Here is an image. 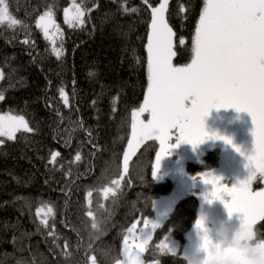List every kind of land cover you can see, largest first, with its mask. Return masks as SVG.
<instances>
[{
  "label": "trees",
  "instance_id": "trees-1",
  "mask_svg": "<svg viewBox=\"0 0 264 264\" xmlns=\"http://www.w3.org/2000/svg\"><path fill=\"white\" fill-rule=\"evenodd\" d=\"M158 2L150 0L153 6ZM7 3L10 14L27 28L0 25V70L5 73L0 81L5 94L0 114L11 110L24 115L35 131L19 132L16 140L0 146V264H87L88 255H95L97 264H113L114 258L121 257V243L131 224L139 219L137 227H142L145 219L154 216V201L174 189L170 179L155 182L151 177L158 147L155 140L144 141L129 160L128 172L122 170L131 112L143 102L147 86L150 9L142 0H85L90 9L85 24L69 27L63 10L71 7V0ZM180 3L191 5L187 19L176 14ZM122 4L139 11L125 13ZM49 6L63 33L61 60L51 54V42L35 27ZM201 7L202 0H170V25L186 41L174 64L190 62L191 36ZM25 38L32 43H22ZM54 39L59 46L60 37ZM60 87L68 94L67 107L59 96ZM55 151L61 155L56 165H50V153ZM221 160L216 144L186 168L195 179L216 170ZM113 179H120L118 190ZM231 181L230 177L222 179L229 187ZM260 181L258 176L254 190L262 187ZM105 188L115 190L116 195L109 193L105 198ZM197 194V189H189L154 231L142 254L145 263L186 264L179 253L174 256L158 244L167 237L179 246L185 243L186 231L198 217ZM42 202L54 207L49 224L58 240L38 227L35 209ZM89 209L100 231L91 228V218L86 216ZM255 227L264 238V221ZM65 240L68 255L62 251Z\"/></svg>",
  "mask_w": 264,
  "mask_h": 264
},
{
  "label": "snow or ice",
  "instance_id": "snow-or-ice-1",
  "mask_svg": "<svg viewBox=\"0 0 264 264\" xmlns=\"http://www.w3.org/2000/svg\"><path fill=\"white\" fill-rule=\"evenodd\" d=\"M142 2L150 9L146 44L147 86L142 105L131 112V138L128 150L124 152V173L128 172L130 156L146 140L159 142L151 170L154 180L158 177L161 161L171 154L173 148L188 144L195 150L208 140H222L232 145L247 161V178L231 187L221 182L223 177L212 172L200 173L195 179L204 185H211V191L204 196L207 203L219 200L230 217L234 213L240 215L244 227L256 226L258 221H264V189L254 190L252 187L258 176L264 179V0H202L191 36L190 62L182 65L173 63L186 41L183 36L178 37L170 25V0H159L157 6H153L150 0ZM121 8L125 13L139 11L136 7L128 9L123 4ZM89 12L85 0H71V7L63 10L64 23L69 27L83 26ZM176 14L182 20L187 19L191 14V5L180 3ZM5 24L10 29L18 25L27 28L21 20L10 14L7 0H0V25ZM35 27L46 41L51 42V54L61 60L64 56L63 33L56 23L51 6L39 15ZM57 35L61 39L59 46H56L54 39ZM22 43L30 45L32 41L25 38ZM4 79L5 73L0 70V81ZM58 92L67 107L68 94L63 87ZM4 100V91L0 90V102ZM221 108L235 109L251 117L253 147L249 154L234 145L231 138L210 134L206 130L205 118L213 109L219 111ZM145 113L150 116L147 122L141 119ZM34 131L24 115L14 114L11 110L0 114V137L5 138L0 139V146L6 140H16L19 132ZM173 140L176 141L174 144L171 143ZM60 155L58 151L51 152L48 163L56 165ZM80 159L77 153L75 160ZM111 183L119 189L120 179H113ZM103 192L105 198L109 193L116 195V191L111 188H105ZM87 196L90 198L92 191ZM54 215L55 210L50 203L42 202L35 209L38 227L47 229V235L58 240L54 226L49 224L50 220H54ZM86 216L91 218V228L100 231L99 222L91 209L86 212ZM139 223L137 219L127 229L128 234L123 238L122 259L114 258L113 264H144L142 254L153 237L151 230H144L148 229L149 221L145 219L144 229L137 233ZM158 226L159 222H152V229ZM194 226L202 228V219H197ZM130 236L133 240L131 245ZM137 239L139 243H135ZM88 247L91 248V245ZM158 247L165 248L174 256L178 254L177 249L168 243ZM202 247L209 256L212 255L207 236L203 238ZM68 249L69 243L65 240L62 249L65 255L69 254ZM182 258L186 261L187 254ZM17 264L26 262L17 261ZM87 264H97V257L88 255Z\"/></svg>",
  "mask_w": 264,
  "mask_h": 264
},
{
  "label": "rangeland",
  "instance_id": "rangeland-1",
  "mask_svg": "<svg viewBox=\"0 0 264 264\" xmlns=\"http://www.w3.org/2000/svg\"><path fill=\"white\" fill-rule=\"evenodd\" d=\"M63 17H64V15H63ZM142 103H141V105H142ZM138 108H136V109H138ZM136 109H134V110H136ZM213 112H214V109L210 112L209 116L205 118V127H206V130L210 134H215L214 133L215 121L213 118L214 117ZM244 115L246 117V121L250 122L251 126H252L251 117L247 113H244ZM149 118H150V116L148 113L143 114V116L141 117V119L145 120V122H147V120ZM244 125L246 126L247 124L245 123ZM251 129L252 128H249V130L247 132L251 133ZM130 138H131V122H130V134H129L128 141ZM0 139H5V138L0 137ZM128 141H127L126 147L124 149V152H126L128 150L127 149ZM175 142H176L175 140L171 141V143H173V144ZM157 143H158V147H157V151H158L159 150V142L157 141ZM216 144H217V140H208L204 144L199 145L195 150H193L191 145L181 144L178 148H173L171 151V154L169 156H166L161 161V168H160V171L158 173V177L154 181L160 182V181H164L165 179H170L174 183V189L171 192L157 198L154 201V203H153L155 206V207H153L154 216L152 218L147 219L149 221L148 229H144V224H143L142 227H137V233L139 232V230L144 229V230H151L152 235H153L154 231L159 226H161L163 224V222L167 218L168 214L173 209L174 205L178 202L179 199L183 198L186 195V193L188 192L189 189H197L198 190L197 197L199 200V207H198L197 214H198V217L201 214L206 215L208 217V223H209L210 227H215L220 222L230 223L233 226H238L239 220H240V215L234 213L231 220H229L227 210L225 209L224 205L219 200H216V201L212 202L211 205H209V203H207V201L204 199V196L207 192L211 191V185H204L200 180L194 179L189 174V172L187 171V168H186V164L188 162L200 161L204 152L207 149H209L211 146L216 145ZM238 147H240V149H241L244 147H248V145H246V144L245 145H238ZM222 151H223V154H222L221 164L219 165V167L216 170H211L208 172H212L216 176L223 177V179L230 177L232 180L231 181L232 186L234 184H237L238 181L245 180L247 178V176L249 175V170L245 167V165L247 164V161L244 159V157L242 155H240L239 153H237L236 151H234L236 153L235 156L230 158L232 155L231 151H228L225 148L222 149ZM124 152H123V156H122V170L123 171H124ZM242 152H244L245 154H249L251 151H242ZM132 156H130L129 160L132 158ZM233 159H235L234 167L237 170V172H232V170L230 169L231 168L230 164L233 161ZM154 161H155V157H154ZM154 161H153V163H154ZM241 174H243V179L240 178ZM233 182H234V184H233ZM260 182L262 184V187L257 188L256 190L264 189V179L261 178ZM225 199H228V198L225 197ZM198 217H197V219H198ZM152 222H159V226L155 229H152ZM194 225H195V223L192 225L191 228H189V230L186 231V234H185L186 235L185 236L186 241L182 246H179L171 238H170L171 240L168 239V237L165 238L164 240L160 241L158 246L163 245L165 243H168L170 247H174L177 249V251L181 257L184 254H187V255L192 254V252L194 251L195 245L197 243V235L194 231ZM127 234L128 233L126 231L125 235H127ZM213 238H215L214 232H213ZM139 242L140 241L138 239L135 241V243H139ZM129 243H130V245L133 243L131 236L129 237ZM122 244H123V240L121 243V251H122ZM160 248L164 251H167L163 247H160ZM204 255H205L204 253H202V252L200 253L201 258H203ZM120 259H122V257H120ZM144 264H158V263L156 260H153V261H150L148 263L144 262Z\"/></svg>",
  "mask_w": 264,
  "mask_h": 264
},
{
  "label": "clouds",
  "instance_id": "clouds-1",
  "mask_svg": "<svg viewBox=\"0 0 264 264\" xmlns=\"http://www.w3.org/2000/svg\"><path fill=\"white\" fill-rule=\"evenodd\" d=\"M232 216L228 215L229 220ZM198 219H202L203 227L197 229L194 226L197 243L192 254L187 255L186 264H264V238L255 226L244 227L241 217L238 226L220 222L210 227L206 215L201 214ZM205 236L209 240L211 256L202 247ZM201 252L205 254L203 258Z\"/></svg>",
  "mask_w": 264,
  "mask_h": 264
},
{
  "label": "flooded vegetation",
  "instance_id": "flooded-vegetation-1",
  "mask_svg": "<svg viewBox=\"0 0 264 264\" xmlns=\"http://www.w3.org/2000/svg\"><path fill=\"white\" fill-rule=\"evenodd\" d=\"M244 113L245 112H237L235 109L231 108H221L219 111L214 109V133L231 138L233 144L236 146L248 145V147L241 148V151H251L253 147V137L251 136V133L247 131L249 128H252V126L250 122L246 121ZM245 123L248 126H245ZM217 144L220 147V151L224 148L231 151L232 155L230 158L235 156L236 153L234 152L235 150L232 145L225 144L222 140H217ZM234 165L235 159L231 162L230 169L232 172H237ZM240 178L243 179V174L240 175Z\"/></svg>",
  "mask_w": 264,
  "mask_h": 264
}]
</instances>
